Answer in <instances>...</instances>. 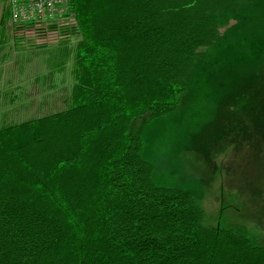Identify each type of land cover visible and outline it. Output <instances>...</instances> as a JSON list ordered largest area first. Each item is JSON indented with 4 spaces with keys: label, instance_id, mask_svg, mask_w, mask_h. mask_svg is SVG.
Masks as SVG:
<instances>
[{
    "label": "trees",
    "instance_id": "trees-1",
    "mask_svg": "<svg viewBox=\"0 0 264 264\" xmlns=\"http://www.w3.org/2000/svg\"><path fill=\"white\" fill-rule=\"evenodd\" d=\"M253 1H70L69 105L0 125V264H264V245L153 182L131 126L180 107L218 38L209 13Z\"/></svg>",
    "mask_w": 264,
    "mask_h": 264
},
{
    "label": "rangeland",
    "instance_id": "rangeland-1",
    "mask_svg": "<svg viewBox=\"0 0 264 264\" xmlns=\"http://www.w3.org/2000/svg\"><path fill=\"white\" fill-rule=\"evenodd\" d=\"M209 16L218 38L186 78L180 107L152 119L137 117L132 131L144 139L140 154L152 164L153 182L189 191L202 223L231 227L264 245V0ZM63 19L15 56L57 59L67 48L72 54L74 16ZM71 69L74 60L66 63L61 89L40 87V99L48 101L33 107L25 100L18 110L0 112V125L66 108Z\"/></svg>",
    "mask_w": 264,
    "mask_h": 264
},
{
    "label": "crops",
    "instance_id": "crops-1",
    "mask_svg": "<svg viewBox=\"0 0 264 264\" xmlns=\"http://www.w3.org/2000/svg\"><path fill=\"white\" fill-rule=\"evenodd\" d=\"M63 21L64 19H60L47 24L14 23L9 15L8 2L0 0V112L18 110L17 106L25 100L32 103L33 107L35 102L40 104L42 101H48L47 97L45 100L40 99L41 86H44L47 92L52 88L55 90L64 87L66 63L75 60L74 54L57 55V59L52 55L15 56V53L31 46V43H36L30 38L40 40L42 37L39 33H51L52 28ZM30 40L32 42L29 44ZM70 71L73 76L74 71Z\"/></svg>",
    "mask_w": 264,
    "mask_h": 264
},
{
    "label": "built area",
    "instance_id": "built-area-1",
    "mask_svg": "<svg viewBox=\"0 0 264 264\" xmlns=\"http://www.w3.org/2000/svg\"><path fill=\"white\" fill-rule=\"evenodd\" d=\"M8 2L9 15L14 23L35 24L63 19L73 15L71 0H5Z\"/></svg>",
    "mask_w": 264,
    "mask_h": 264
}]
</instances>
